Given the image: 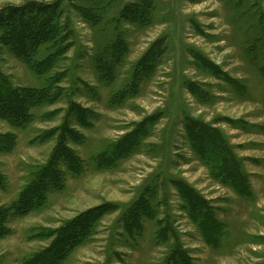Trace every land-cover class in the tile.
<instances>
[{
	"label": "rangeland",
	"instance_id": "rangeland-1",
	"mask_svg": "<svg viewBox=\"0 0 264 264\" xmlns=\"http://www.w3.org/2000/svg\"><path fill=\"white\" fill-rule=\"evenodd\" d=\"M28 5L58 12V41L39 58L67 48L39 74L1 44L13 86L49 85L54 98L24 127L0 117V207L60 144L81 170L63 165L43 205L9 217L0 264L26 263L97 212L61 264H173L178 248L192 264H264V0H0V11ZM207 129L238 170L206 152ZM210 214L219 227L206 237Z\"/></svg>",
	"mask_w": 264,
	"mask_h": 264
},
{
	"label": "trees",
	"instance_id": "trees-1",
	"mask_svg": "<svg viewBox=\"0 0 264 264\" xmlns=\"http://www.w3.org/2000/svg\"><path fill=\"white\" fill-rule=\"evenodd\" d=\"M41 8L39 7L38 9L36 6L28 5L26 8L24 6L6 7L0 11V30L3 32L0 35V50L1 44L8 45L13 52L28 61L39 74L45 72L49 66H53V60L59 52H63L67 48L66 45L55 52H49L48 55L39 58L44 48L46 50L55 48L58 41L54 35L56 33L54 18L58 15L56 6L50 5L49 8L41 6ZM48 86L43 89L18 88L13 86L9 78L0 70V117L6 119L13 126H26L33 119L32 108L54 98L50 95V86ZM69 133L72 132L66 131L62 135L64 140L67 139ZM203 134L207 145L206 152L211 153L213 157H217L221 169L226 164L229 171L238 170L235 158L226 144L221 141V136L218 135L217 130L207 129ZM70 136L76 138L75 134H71ZM9 139L11 143L13 141L12 137ZM6 143L5 147H8L9 145ZM60 145L56 148L51 161L32 173L29 183L25 185L23 191L19 194L15 206L0 207V239L9 234L7 223L12 214L23 215L32 211V209L40 207L45 202L49 186L52 185L56 188L61 185V181L65 176V170L62 168L63 165L73 173L81 170L80 159L76 154H72V150L68 147H61ZM0 177L2 176L0 175ZM46 179H49V181L46 182ZM186 194L188 196H196L194 193L188 191ZM202 205L206 207V205ZM192 206L195 212H199L201 206L199 207L198 201L195 200ZM100 214L101 212L91 215L84 214L78 219L68 222L63 228L59 229V237H57L51 246L45 251L36 254L24 264H61L71 248L85 239L93 221ZM218 227L219 224L212 214L208 215L201 224L206 237L214 234ZM172 255L173 257L169 259L170 263L192 264L188 254L179 248L172 252Z\"/></svg>",
	"mask_w": 264,
	"mask_h": 264
}]
</instances>
